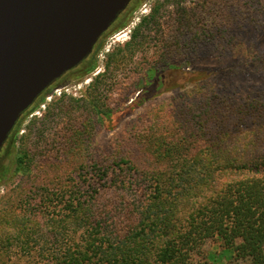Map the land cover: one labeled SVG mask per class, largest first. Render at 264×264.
I'll return each instance as SVG.
<instances>
[{"label":"rangeland","instance_id":"obj_1","mask_svg":"<svg viewBox=\"0 0 264 264\" xmlns=\"http://www.w3.org/2000/svg\"><path fill=\"white\" fill-rule=\"evenodd\" d=\"M144 2L145 11L126 30L133 31L157 3L162 8L141 29V39L126 51L132 32L106 41L93 64L55 86L67 91L25 117L0 156V264H53L51 247L62 239L47 220L69 212L65 204L74 203L78 186L86 198L95 191L92 179L113 177L106 165L130 164L153 146L155 135L173 133V121L192 125L212 100L218 106L245 97L264 100V0H140L138 7ZM179 11L192 16L188 24L179 25ZM164 41H177L179 54L171 60L173 47ZM167 59L184 64L164 70L144 92L147 68ZM96 109L113 114L98 121ZM22 152L26 162L17 168ZM232 252L209 239L189 264H235Z\"/></svg>","mask_w":264,"mask_h":264},{"label":"trees","instance_id":"obj_2","mask_svg":"<svg viewBox=\"0 0 264 264\" xmlns=\"http://www.w3.org/2000/svg\"><path fill=\"white\" fill-rule=\"evenodd\" d=\"M159 4L124 51L141 39ZM176 16L181 26L192 19L186 11ZM177 41H164L173 47L170 60L179 54ZM162 62L147 68L146 80L157 82L155 72L184 64ZM210 103L192 125L173 121L174 132L155 135L132 163L106 165L105 173L115 175L89 183L103 194L84 198L76 188L74 203L65 204L69 212L47 220L62 239L51 247L53 264H189L209 239L232 249L235 264H264V100ZM96 113L103 121L113 110ZM26 157H15L17 168Z\"/></svg>","mask_w":264,"mask_h":264},{"label":"water","instance_id":"obj_3","mask_svg":"<svg viewBox=\"0 0 264 264\" xmlns=\"http://www.w3.org/2000/svg\"><path fill=\"white\" fill-rule=\"evenodd\" d=\"M130 0H0V149L40 92L91 52Z\"/></svg>","mask_w":264,"mask_h":264},{"label":"flooded vegetation","instance_id":"obj_4","mask_svg":"<svg viewBox=\"0 0 264 264\" xmlns=\"http://www.w3.org/2000/svg\"><path fill=\"white\" fill-rule=\"evenodd\" d=\"M149 2V0H147ZM140 0H130V2L127 4V6L121 11V13L117 16V18L109 25V27L99 36V38L97 39V41L95 42L91 52L89 53V55L83 60L81 61L77 66H75L74 68H71L70 70L66 71L64 74H62L59 78H57L56 80H54L51 84H49L45 89H43L40 94L35 98V100L32 102V104L30 106H28L19 116V118L17 119V121L15 122L13 128L11 129V131L9 132L7 139L5 140V142L3 143L1 149H0V156H2L4 154L5 150H9L12 144V140L14 138V134L16 133V131L18 130L19 126L21 125V123L23 122V120L25 119V117L28 116H32V114H37L39 111L38 109L36 110V108L39 106L40 108L43 109L45 108L46 104H41V102L45 99L47 100V97H55L54 96V89L55 86L60 82V80L66 76L67 74L73 72V71H77L79 70L85 63H90L93 64V62L96 61V57L101 53L103 47H104V43L106 41H109L110 39L113 40V38L118 39L121 36H126L128 32H132L131 35H129L127 38H129V41H131L132 37H133V33L135 31V29L137 27H139V25H141L142 23V19H140L138 25H136L133 31H130L129 29L126 30L127 26L129 25V23H131V19H138L137 14L141 13L143 11H145L144 6H146V2H144L143 4H141L138 7ZM127 23V24H125ZM122 27V28H120ZM120 28V29H119ZM115 29H119L116 32H114L113 34L109 35V33ZM114 41V40H113ZM125 48V45H124ZM126 51V50H125ZM126 56H129L130 54L128 52H125ZM160 65L165 64L163 62L159 63ZM178 66V65H176ZM170 67H168L167 69H169ZM86 69V68H85ZM84 69V70H85ZM166 70V69H165ZM103 72H106V70L104 69ZM164 70L160 71V72H155L153 77L154 79H156V81L158 82L162 76H163ZM108 74V72H107ZM142 81L145 84L146 88L143 90L144 92H146V89H149L148 87L152 85V83H155L152 80H146V74H144L142 76ZM61 97V96H60ZM51 98H48V102L51 100ZM30 121V120H29Z\"/></svg>","mask_w":264,"mask_h":264},{"label":"built area","instance_id":"obj_5","mask_svg":"<svg viewBox=\"0 0 264 264\" xmlns=\"http://www.w3.org/2000/svg\"><path fill=\"white\" fill-rule=\"evenodd\" d=\"M62 90H65V91H67L68 89L67 88H62V89H54V93H55V95H60L61 94V92H62ZM48 98H51L50 96L49 97H47V100H48ZM46 104V103H45ZM43 106L44 105H42V108H43Z\"/></svg>","mask_w":264,"mask_h":264}]
</instances>
